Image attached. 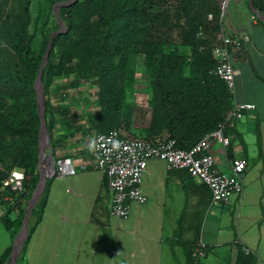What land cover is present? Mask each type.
Wrapping results in <instances>:
<instances>
[{
    "label": "trees",
    "instance_id": "trees-1",
    "mask_svg": "<svg viewBox=\"0 0 264 264\" xmlns=\"http://www.w3.org/2000/svg\"><path fill=\"white\" fill-rule=\"evenodd\" d=\"M250 3L264 13V0ZM30 5L31 0H13L11 13L0 20L7 49L5 60L0 59V202L6 229L21 224L25 209L20 198L30 197L39 179L40 117L34 82L50 38L41 72L45 119L52 114L48 94L54 78L72 74L75 83L96 86L97 107L87 118V126L95 132L122 127L129 136L171 138L176 147L189 149L224 121L232 95L213 73L217 61L212 51L222 27L217 0H76L57 8L59 20L54 19L52 26L45 19L39 27L40 14L33 20ZM59 21L65 30L51 35ZM232 52L237 56L239 47ZM134 56L143 58L150 91L149 122L139 134L132 128L135 103L128 99L134 87ZM13 169L22 170L23 180L22 191L10 204L3 180ZM42 194L35 208L36 220ZM197 239L181 243L185 264H194L191 252ZM11 248L4 249L0 264L9 259ZM234 264H255V256L237 245Z\"/></svg>",
    "mask_w": 264,
    "mask_h": 264
},
{
    "label": "crops",
    "instance_id": "crops-1",
    "mask_svg": "<svg viewBox=\"0 0 264 264\" xmlns=\"http://www.w3.org/2000/svg\"><path fill=\"white\" fill-rule=\"evenodd\" d=\"M252 12L249 1L228 0L226 21L222 22L226 36H248L241 39L240 53L233 57L232 104L250 102L255 105L253 109L242 110L225 133L230 140L229 156L227 148L225 153L218 141H211L215 162L225 172H228L227 164L234 158L243 157L247 161L243 149L244 156L233 152L231 140L236 135L243 138L244 132L250 131L254 109L261 107L264 112V23H256ZM256 67L259 81L255 78ZM95 133L90 136L65 135V146L58 148L63 150L62 156L71 157L77 172L46 179L42 208L38 219L36 209L30 220L32 229L22 244L18 264H185L186 255L181 243H191L197 238L206 246L204 264L208 260L207 249L208 252L209 247L218 249L224 243L230 247L227 264H234L237 245L254 254L255 264H264V235L261 229L258 234L251 231V222L243 226L244 233L239 239L218 240V233L223 230L220 226L214 228L212 222L207 224L208 235L203 232L200 236L198 230V222L205 211L216 214L211 211L214 209L227 215L226 212L237 206L239 226L242 192L232 196L227 203H210V191L206 186L192 178L185 169L167 168L164 161L157 158L147 161L141 178V189L147 200L132 204L125 217L111 215L106 177L90 167ZM251 171L247 161L242 174L243 186L248 187L251 182ZM17 196L15 194L14 199ZM20 203L24 205L21 198ZM4 212V205L0 202V225L3 227L0 228V257L11 245L14 227L11 230L5 228L1 221ZM10 216L13 217L14 213Z\"/></svg>",
    "mask_w": 264,
    "mask_h": 264
},
{
    "label": "built area",
    "instance_id": "built-area-1",
    "mask_svg": "<svg viewBox=\"0 0 264 264\" xmlns=\"http://www.w3.org/2000/svg\"><path fill=\"white\" fill-rule=\"evenodd\" d=\"M223 5V4H222ZM221 5V6H222ZM221 7L220 15L223 14ZM211 18V15H208ZM220 22H222L220 17ZM218 43L213 46V55L217 61L213 73L222 79L227 89L234 90L233 47L240 45L241 39L247 35L234 38L226 36L222 30L216 34ZM250 102H235L227 110L224 121L218 127L202 136L189 149L174 145L171 138L161 137L147 139L144 137L128 136L120 128H112L108 132L94 134L91 151L90 167L101 171L107 181L110 191L109 212L114 217H125L129 214L132 204H142L147 196L141 189V178L147 167V161L157 158L164 161L167 168H182L188 174L206 186L210 191V203H227L234 195H240L243 188L242 174L247 165L245 158H234L225 172L215 162L211 152V141H218L223 151L229 145V138L225 134L227 127L234 124L235 118L242 110L253 109ZM48 165L50 172L46 176H67L77 172L70 156L55 157L49 154ZM23 172L13 169L3 180L7 189L5 199L14 203V195L22 191ZM194 264H204L206 246L200 238L197 239L191 252Z\"/></svg>",
    "mask_w": 264,
    "mask_h": 264
},
{
    "label": "rangeland",
    "instance_id": "rangeland-1",
    "mask_svg": "<svg viewBox=\"0 0 264 264\" xmlns=\"http://www.w3.org/2000/svg\"><path fill=\"white\" fill-rule=\"evenodd\" d=\"M57 1L60 0H31L30 8L32 19L34 20L37 14H40V19L37 27H39L45 19L48 20V25L52 26L53 20H56L57 18L56 14L58 13V9L54 7ZM221 1L224 2L223 5L221 4ZM227 2L228 0H217L220 12L221 7L224 6L223 14H219V18L221 17L223 24L224 21H226ZM12 6L13 0H0V20L3 16H5L7 12L11 13ZM252 19L256 23H264V13L253 9ZM60 29L62 28L59 26L57 30ZM4 41L5 28L2 27L0 29V59L2 60H5L7 56V49L5 47ZM217 43L218 40L214 44ZM35 44L36 48H38V34ZM131 63L134 66V87L129 94L128 99L135 103L132 128L134 129V133L139 134V130L144 128L149 122L148 98L150 95V91L147 74L143 64V58L141 56L131 57ZM255 76L256 80L259 81V69L257 67L255 68ZM76 80L77 79L75 75L72 74L57 76L54 78L53 84L49 90L48 102L52 105V114L51 116L48 115L45 119L49 143L47 146H45L44 152L47 154H49L50 152H52L56 156H62L64 154L63 150L60 151V148L58 147L65 146L66 134L79 133L81 135L90 136L95 132L94 129H91L87 126V118L94 113L97 107L96 86L94 84L79 80L75 83L74 81ZM252 112V123L250 126V131L244 132V136H242L243 138L236 135L231 140L233 152L235 154L241 153V155H243V149L244 155L245 157H247L249 167H252V180L249 183L248 187L245 185L243 186L240 201L242 217L240 219L239 226L238 206L235 210H229L228 212H226V210L224 209L223 211L226 212L227 215H224L223 213L221 214L214 209L211 211L216 214H208V211H205L200 221L198 222V230L200 232V236L203 234V232L208 235L207 224L209 222H212L214 228L215 226L222 227L223 232L218 233V240L225 241L229 239H239L240 234L244 233L243 226L248 222H251V231L257 232L258 229H261L260 232L264 235V112L262 111L261 107L254 109ZM48 123L49 129L47 127ZM120 130L125 135H131L122 127H120ZM39 162L41 163V158ZM42 192L43 189L37 194L36 201L28 214L26 230L27 234L29 232V227L31 224L30 220L34 215L33 211L36 208ZM28 200L29 197L24 201L25 212ZM21 224L19 225V227H14L15 234L13 237L11 235L12 248L14 246V243L16 242V236L21 227ZM0 228L3 227L0 225ZM24 236L25 234L22 236L23 243L26 239V236L25 238ZM21 250L22 246L19 253L17 254L14 264H18L17 261L20 257ZM207 253V264H227L230 257V247L227 243H224L220 247H218V249L216 247H209V252L207 249Z\"/></svg>",
    "mask_w": 264,
    "mask_h": 264
},
{
    "label": "water",
    "instance_id": "water-1",
    "mask_svg": "<svg viewBox=\"0 0 264 264\" xmlns=\"http://www.w3.org/2000/svg\"><path fill=\"white\" fill-rule=\"evenodd\" d=\"M74 1H76V0H69L68 2H57L54 7L58 8L60 5H66V4L72 3ZM250 6L252 7L251 3H250ZM56 17L59 20L58 14H56ZM59 26L62 29L52 32L51 35L57 34V33L61 32V31L65 30L64 29V24L61 23L60 21H59ZM50 47H51V38L49 39L47 47H46V49L44 51L43 58L41 60L40 66H39V71H38L37 77H36L35 82H34V88H35V92H36L37 112H38L39 117H40L39 139H38L39 151H38V165H37V167L39 166L40 153H41L40 152L41 133H42L43 130L47 131L46 125H45V115H44L45 100H44V95H43V84H42V81H41V72H42L43 65L45 64V62H46V60L48 58ZM46 179H47L46 175L44 177H42L41 174H39L38 182H37L35 188L33 189L32 193H31V195L29 197V200H28V203H27V206H26V212H25V215H24V218L22 220V224H21V227H20L18 233L22 229H24L25 230V236H26V234H27L26 230H27V220H28L27 217H28V214H29L31 208L33 207V205H34V203L36 201L37 194L42 189H44L45 183H46ZM40 183H41V185H40ZM18 233H17V235H18ZM25 236H24V238H25ZM15 244H16V242L14 243V246H13L12 252H11V256H10V259H9L7 264H14V262L16 261L17 254L19 253V251L21 249V246L23 244V240L20 242V244H19V246L17 248L15 247Z\"/></svg>",
    "mask_w": 264,
    "mask_h": 264
},
{
    "label": "bare ground",
    "instance_id": "bare-ground-1",
    "mask_svg": "<svg viewBox=\"0 0 264 264\" xmlns=\"http://www.w3.org/2000/svg\"><path fill=\"white\" fill-rule=\"evenodd\" d=\"M224 2L221 1V4H223ZM49 143L48 141V134H47V131H42L41 133V142H40V158H41V163L39 162L40 164V167L38 166V170H39V174H41L42 177H44L46 174H48L50 172V167L48 165V161L50 159L49 155L47 153L44 152V148L45 146H47ZM41 185V183H40ZM25 234V230L22 229L17 237H16V244H15V247L17 248L19 246V243L20 241L23 240L22 236ZM22 238V240H21Z\"/></svg>",
    "mask_w": 264,
    "mask_h": 264
}]
</instances>
